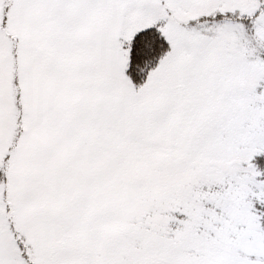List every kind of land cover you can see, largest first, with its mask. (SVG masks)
<instances>
[{"label":"snow or ice","instance_id":"6c2138e0","mask_svg":"<svg viewBox=\"0 0 264 264\" xmlns=\"http://www.w3.org/2000/svg\"><path fill=\"white\" fill-rule=\"evenodd\" d=\"M0 264H264V0H0Z\"/></svg>","mask_w":264,"mask_h":264}]
</instances>
